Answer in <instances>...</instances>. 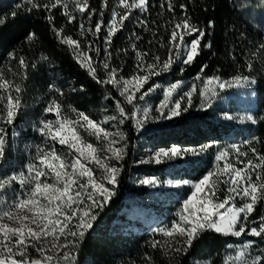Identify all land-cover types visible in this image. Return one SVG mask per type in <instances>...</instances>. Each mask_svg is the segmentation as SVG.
Returning a JSON list of instances; mask_svg holds the SVG:
<instances>
[{
  "label": "snow or ice",
  "instance_id": "1",
  "mask_svg": "<svg viewBox=\"0 0 264 264\" xmlns=\"http://www.w3.org/2000/svg\"><path fill=\"white\" fill-rule=\"evenodd\" d=\"M108 6L109 0H103L102 9L98 12L90 7L89 0H47L44 3L39 0H20L15 5L16 10L11 12L12 18L21 9L26 12H45L46 22L59 42L71 50L75 62L95 83L105 86V99L114 100L117 114L105 116L98 122L85 112L71 108L73 118L62 112V104L58 102V97L65 95L63 90L54 83L48 86L47 91L53 96L43 108V113H54L55 119L41 118L34 127L43 137L46 146L35 147L34 161L38 163L29 161L26 164L27 175L22 170L0 176V264H77L75 251L79 249L86 234L94 229L97 210L115 194L114 186L118 183L121 164L127 155L125 133L119 129V125L126 120L134 119L137 131H148L146 125L149 122L173 121L183 116L195 106L197 81H202L203 84L198 92L200 110L212 107L213 98L218 94L217 88L223 90L225 87H247L256 83L255 79H250L247 75H236L231 81L222 80L219 75L205 78V69L208 67L205 64L187 90H182L179 81L163 88L155 83L145 88L153 77L170 72L178 62L181 65L180 71H185L186 66L196 62L204 48L211 49L212 43L204 42L206 30L192 23L187 14V6L181 4L179 7L185 15L172 26L167 43L162 37L157 38L159 28L166 27L158 25L157 30L153 31V39L148 41V50H140L137 42L143 38L135 29L150 30L149 22L143 18L149 12V0H116L115 6L111 8L110 18L105 22L104 10ZM159 7L161 15L166 7L175 20L176 6L171 0H162ZM56 9H63L62 15L68 24L77 22L76 13H79L78 35L81 40L65 35L64 28L55 25L53 10ZM135 10L140 15H135ZM94 17L98 18L94 21ZM126 21L134 28L128 42L135 53V67L128 78L123 74V59L119 65L115 64L111 50L113 37L117 32L126 30ZM6 22L7 17L0 18V25ZM167 23L171 24L172 21ZM208 27H214V22H210ZM186 37L193 38L189 41ZM26 40L35 43L38 37L29 33ZM157 44L168 50L166 59L151 51ZM119 51L123 57L129 55L128 47ZM257 51H264V43L259 44ZM9 59L15 61L19 69L13 72L14 77L21 75L23 78L30 66L36 67V64L29 65L24 56H17L14 51L9 53ZM42 59L47 60L48 57L43 56ZM247 69L249 72L253 71L251 60L247 62ZM109 85L122 99L113 97L107 91ZM161 88L163 98L153 107L148 97ZM0 90L5 93L0 95V101L4 102V114L0 115L2 161L7 145V130L3 125L13 124L16 110L20 107L18 94L21 86L4 79L0 74ZM13 92L17 95H13ZM174 93L177 98H174ZM139 102H144L146 106L140 108ZM125 105H132L136 111L129 114ZM225 119H238L240 123L258 122L251 114L225 116ZM104 125H110L115 131ZM81 130L88 137H94L100 147L89 143L82 136ZM253 139L256 143H264L260 138ZM57 144L66 146V149L58 150ZM213 149L212 166L197 182H163L171 188L188 185L191 189L190 195L182 200L180 209L175 213L178 219H173L169 226L155 229L156 233L167 239L163 243L156 239L150 241V247H166L165 255L171 253L174 259L190 254L195 248V242L205 232L223 237H256L264 241V215L253 218L257 206L264 202V154L258 151L252 140L226 146L217 145L213 141L194 147L160 148L148 154L146 159L142 158L140 163L159 165L183 157H199ZM139 183L152 188L162 184L155 177L141 179ZM15 184L19 185V189ZM221 185L224 187L221 188ZM9 191L13 196L4 199L3 196ZM238 201L241 202L239 205ZM253 247L252 241L244 242L238 247L229 244V249L235 248V254L229 257L226 264H264V248L253 253L250 251ZM30 248L39 254V259L30 257Z\"/></svg>",
  "mask_w": 264,
  "mask_h": 264
},
{
  "label": "trees",
  "instance_id": "2",
  "mask_svg": "<svg viewBox=\"0 0 264 264\" xmlns=\"http://www.w3.org/2000/svg\"><path fill=\"white\" fill-rule=\"evenodd\" d=\"M20 0H0V18L7 17V22L0 25V74L15 84L21 86L19 95L20 111L15 120V126H19L30 116L33 106L38 98L51 99L53 94L47 91L50 84H55L63 90L64 96L58 97L62 104V112L71 115V108L83 111L90 118H101L107 112L116 113L113 99H105V86L95 83L73 59L71 50L59 42L55 33L45 20L46 13L43 11L26 12L18 11L15 18L11 12L16 10L15 5ZM40 3L47 0H39ZM162 0H149V12L143 18L149 22V31L136 28L142 36V41L137 42L140 50H148V41L153 39V31L157 30V38L162 37L167 43L172 26L181 20L185 13L179 7L181 4L187 6V14L193 24L206 30L204 42L212 43L211 49L204 48L197 57L196 62L185 67V71L171 74L173 80H184L196 76L202 65H207L205 78L219 75L221 79H231L236 75L249 76L255 79V108L253 116L257 119L256 124L243 127H234L231 124L219 123L214 120L213 115L206 111L200 114L187 115L177 120L168 128H159L152 132L141 133L136 129L134 119H128L120 125L125 133L127 142V155L121 164L118 183L114 186V195L100 209L97 210V219L94 221V229L86 234L85 239L76 250L77 263L90 261L94 264H116L118 260L126 258H139L145 264H196V262H210V264H226L227 258L232 252L229 244L240 246L244 242L252 241L254 247L250 249L253 253L264 248V241L256 237L242 236L241 238L223 237L213 232L201 234L200 239L195 242V248L190 254L174 259L169 253L165 255L167 248L150 247L151 238L143 234L133 233L130 229H124L121 225L127 222L128 211L127 200L136 197L139 200L151 198V193L144 188H136L131 181L135 174L154 175L165 178L166 176H178L189 180H197L206 173L212 165L213 157L210 153L199 157H191L179 160L176 167L166 164L155 166H137L136 158L142 144L141 137H146L154 147L169 148L171 146L194 147L209 142L226 146L232 143H244L252 140L253 145L259 152H264V143H256L253 138L264 141V51H257L260 43H264V29L256 23L251 22L254 15L260 14L264 7L263 0H171L176 6L175 20L172 13L159 7ZM116 0H109V6L105 9V22L110 18L111 8L115 6ZM89 5L102 9L103 0H89ZM63 9L53 10L55 25L64 28L65 35L77 38L79 30L78 20L68 24L62 15ZM136 15H140L136 12ZM98 17H94L97 19ZM156 23L153 24L152 22ZM168 21H172L168 24ZM214 22V27H208ZM94 27V23H93ZM134 30L133 25L126 27L116 33L112 41L114 63L119 65L121 59L126 66L131 64V54L128 37ZM32 33L38 37L35 43H29L26 35ZM243 34V35H242ZM80 39V37H79ZM128 47L129 55L123 57L119 50ZM16 52L17 56H24L31 66L26 70V76H13V72L19 71L15 61H10L9 53ZM152 52L157 53L162 59H166L168 50L154 45ZM47 56V60L42 57ZM233 56L235 59H233ZM253 62V71L247 69V62ZM219 69V71H217ZM103 77V73H101ZM129 76V74L127 75ZM73 89H76L73 91ZM107 91L113 97H119V93L107 86ZM129 112L135 111L132 105H125ZM107 109V110H106ZM8 129L5 158L0 164V174L6 176L14 169L15 162L19 160L21 152L14 146V141ZM154 207L157 216L166 218L168 208ZM264 214V202L257 206L253 218ZM138 225H140L138 223Z\"/></svg>",
  "mask_w": 264,
  "mask_h": 264
},
{
  "label": "rangeland",
  "instance_id": "3",
  "mask_svg": "<svg viewBox=\"0 0 264 264\" xmlns=\"http://www.w3.org/2000/svg\"><path fill=\"white\" fill-rule=\"evenodd\" d=\"M263 2H264V0H263ZM260 10H263V11L260 14L254 15V18L252 19L251 22L256 23L260 27L262 26L264 29V7L261 8ZM136 12H139V11L135 10L134 11L135 15H136ZM125 23H126V26L131 25L127 21ZM78 32H79V30L77 32H75L76 36H77L76 39L81 40V38L79 39ZM103 35H104V32L102 31L101 36H103ZM192 38L193 37H186V39L189 41ZM85 47H86V45H85ZM131 55H132L131 56V64L126 66L127 68H125V71L123 73L126 78L130 77V75L132 74V71L135 67V53L133 52ZM180 67H181V65L178 62L177 64L173 65V68L170 72L163 73L159 77H153L152 80L149 82V85H145V88H147L148 86H150L153 83L159 84L163 88V87L169 86L171 83H176L179 81L182 84V90H187L188 87L194 82L195 76L192 78H185L184 80H181V81L176 80V79L173 80V77L171 76V74L177 73L178 70H179V72H181ZM128 74H129V76H127ZM4 79L8 80L6 77H4ZM232 79L233 78L227 79L225 81H231ZM196 83L198 84V90H197V93H194V105L195 106L192 109H190V111L188 113H185L183 116H181L177 119H174L173 121H159L156 123L149 122L146 125V128L148 129V131L141 130L140 132L141 133H145V132L147 133V132H152V131L159 129V128H168V127L174 125L177 122V120L180 118H183L187 115L200 114V113H203L206 111L210 112L213 115L214 120L219 122V123L231 124L234 127H243V126L252 124L251 122L240 123L238 119L228 120V119H225V116L240 117V116H245L248 114L253 115L252 112L255 108V84H249L247 87H239V88L235 87V86H233L231 88L225 87L223 90L217 88L218 94L216 97L213 98L212 107L211 108H205L204 110H200L199 109L200 100H199L198 92H199V87H203V84H202V81H197ZM162 88L157 90L153 94H151L150 97H148L149 103H151L153 105V107H155L159 103V101L163 98ZM12 94L17 95L15 92H13ZM0 95H5V93H3L2 90H0ZM174 98H177V94H175V93H174ZM48 100H50V99H45V98H41V97L38 98L36 104L33 106V110L31 112L30 116L28 117V119L25 120V122H23L19 126H15L14 123H15L17 115L19 114L20 107L16 110V115H15V119L13 121V124L12 125H6V124L3 125L7 131L9 128H12L10 135L14 141V146H15V148H17V150H19L21 152V155L19 156L20 158L17 162H15L14 169L11 171L10 174H13V173H16V172L23 170V171H25V174L27 175L26 167H25L26 164L29 161H33V162L38 163V161H34L35 147H36V145H40L41 147H46V146L44 144L43 137L38 132H36L34 130V127L38 125V121L41 118L55 119L54 113H51V114L43 113V108L46 106ZM3 105H4V102L0 101V115L4 114L3 113ZM138 106L140 108H143L146 105L144 104V102H139ZM135 111H136V109H135ZM115 114H117V112L116 113L107 112L103 116H101V118H98V119L91 118V119L99 122V121H102L105 116L115 115ZM70 116L74 118V114H71ZM111 123H114V122H111ZM104 127L109 128V130H111V131H115L114 128H110V125H104ZM119 129L121 130L120 125H119ZM7 134H8V132H7ZM81 134H82V136H84L87 139V141L89 143H93L94 146L100 147V145L98 144V142L95 140L94 137H88L87 133L82 132V130H81ZM141 140H142V144H141L140 150L137 154L135 164L137 166H155V165H157L155 163L141 164L140 160L142 158L146 159L148 154L154 153L155 151H158L160 148H164V147L152 146L146 137H141ZM236 144H243V143H236ZM56 147L58 150H60L61 148L66 149V146H61L59 144H57ZM165 149H167V148H165ZM208 153H210L214 159V149L210 150ZM260 153L264 154V152H260ZM187 158H191V156L183 157L179 160H186ZM179 160L169 161L167 163H162V164H166V165H169L172 167H176L180 163ZM0 164H1V161H0ZM210 167H209V169H210ZM0 176H4V175L0 174ZM202 176L200 178H202ZM152 177L158 178L162 182L161 186L156 187V188H152V187H149L147 185H141L139 183V181L141 179L152 178ZM199 179L189 180V179L183 178L181 175L174 176V177L166 176L165 178H163V177L154 176V175H146V174H140V173L135 174L132 178V181H131L132 185L136 188H139V187L146 188L149 191V193H151L152 196H151V198L144 199V200H139L138 198H136L134 196L129 197L127 200V206L128 207L124 208V210L128 211V217H127L126 221L131 223V225H129L127 227V225L123 223L121 225V227L124 229H130L133 233H138V234L144 233L146 236L150 237L151 240L156 239V240L160 241L161 243H163L167 238L156 233L155 229H157L159 227L169 226L173 219H178L177 217H175V213L180 209V207L182 205V200L184 198H186L187 195H190V192H191L190 186H188V185H184L181 188H171V187H168L166 184H163V182H166L169 180H188V181L195 183ZM49 182H52V181L49 180ZM14 186L17 189H19L18 184H15ZM109 187H112V186H109ZM223 187L224 186L221 185V188H223ZM12 196H13V193L11 191H9L6 195L3 196V198L9 199ZM237 203L239 205L241 202L238 201ZM158 205H160V207L164 206L165 208H168L166 210V213H167L166 218L157 216L155 214L154 207H159ZM5 222H8V221H5ZM138 223L140 225H138ZM234 254H235V248L232 249V252L228 256L227 261L229 260V257L234 256ZM29 255L33 259H39V254L36 253V251L34 249H31V248L29 249ZM75 256L77 259L76 251H75ZM82 264H94V263L87 261V262H83ZM116 264H145V263L141 262V260L137 257V258H126L125 261L123 259H120V260H118V262ZM199 264H207V263L206 262H199Z\"/></svg>",
  "mask_w": 264,
  "mask_h": 264
}]
</instances>
